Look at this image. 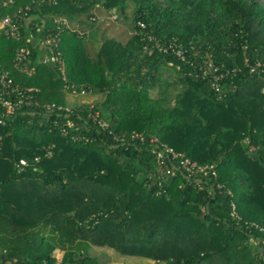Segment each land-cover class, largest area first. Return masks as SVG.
<instances>
[{
  "label": "trees",
  "instance_id": "obj_1",
  "mask_svg": "<svg viewBox=\"0 0 264 264\" xmlns=\"http://www.w3.org/2000/svg\"><path fill=\"white\" fill-rule=\"evenodd\" d=\"M130 4L128 37L92 51L95 8L115 20ZM18 9L22 38L0 31V67L23 92L0 107V264H101L92 246L264 264V3L0 0V16ZM71 86L102 100L67 107ZM157 144L214 174L159 165Z\"/></svg>",
  "mask_w": 264,
  "mask_h": 264
},
{
  "label": "rangeland",
  "instance_id": "obj_2",
  "mask_svg": "<svg viewBox=\"0 0 264 264\" xmlns=\"http://www.w3.org/2000/svg\"><path fill=\"white\" fill-rule=\"evenodd\" d=\"M264 3V0H261ZM94 15L98 21L94 22L93 27L95 28L96 35L91 37L87 34L85 41L89 43L94 42L93 50H96L101 38L103 37H116L120 40H125L131 32V19L132 9L131 4L125 9L124 14L118 13L115 20H110L111 16L108 11H105L101 7H96ZM74 27V25H71ZM82 32L87 31L90 27L79 28ZM152 94L154 92L152 91ZM102 100V94L97 90L81 92H67L65 94V105L67 107H74L78 105L94 104ZM90 253L99 257L101 264H152V260L138 256H130L120 254L107 247L92 246ZM53 256L57 258L59 262L63 257V251L55 249Z\"/></svg>",
  "mask_w": 264,
  "mask_h": 264
},
{
  "label": "built area",
  "instance_id": "obj_3",
  "mask_svg": "<svg viewBox=\"0 0 264 264\" xmlns=\"http://www.w3.org/2000/svg\"><path fill=\"white\" fill-rule=\"evenodd\" d=\"M22 19V12L21 9H18L13 15H3L0 16V31L8 37H13L16 39L22 38V35L19 30V24ZM142 25V24H141ZM30 37L25 38V42L29 43L30 42ZM52 39L46 38L45 43H51ZM29 55V48L26 46H21L19 47L17 53H16V60L18 63H21L25 60H27ZM44 59H48V56L44 54ZM52 59L56 60V56H53ZM259 66V63H256V65H252L250 70L255 69V67ZM214 70H216L214 68ZM222 75H214V82H213V87L218 90V79ZM73 89L72 92H75L73 86H71ZM32 88L27 89L31 90ZM14 92L16 93L17 96H22L23 92L21 89L14 84L13 78L10 76L9 72L6 71L5 69L0 67V107L5 110L7 113H12L14 108L19 106L23 99L22 98H16L15 100H12L10 98H6L5 96L8 95L9 93ZM81 93L84 91L81 90ZM29 97V96H27ZM102 125H105V122L101 123ZM139 136L138 134L132 135V137H137ZM142 139V137H141ZM151 141H157L156 138H151ZM155 153V158L156 161L159 165H163L165 163V159L172 158V159H177L179 158V154L176 153L171 147L164 145V144H157V148L154 150ZM179 166L186 170L188 174H196V173H206L207 171H211L212 167L208 166H202V165H197L195 162L191 161L190 159L186 157H180L178 159ZM19 167L21 168L26 164L25 159H20L19 160ZM169 171V170H168ZM214 174V171H211ZM1 264H15V263H1Z\"/></svg>",
  "mask_w": 264,
  "mask_h": 264
},
{
  "label": "water",
  "instance_id": "obj_4",
  "mask_svg": "<svg viewBox=\"0 0 264 264\" xmlns=\"http://www.w3.org/2000/svg\"><path fill=\"white\" fill-rule=\"evenodd\" d=\"M198 181H200V180H198Z\"/></svg>",
  "mask_w": 264,
  "mask_h": 264
}]
</instances>
